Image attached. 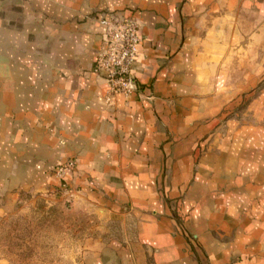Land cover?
I'll return each mask as SVG.
<instances>
[{
  "label": "crops",
  "instance_id": "crops-1",
  "mask_svg": "<svg viewBox=\"0 0 264 264\" xmlns=\"http://www.w3.org/2000/svg\"><path fill=\"white\" fill-rule=\"evenodd\" d=\"M131 17L137 89L109 101L101 19ZM260 49L264 0H0V200L48 193L73 158L78 191L145 192L146 176L168 172L175 193L207 191L208 264H264V142L223 114L263 84ZM219 115L228 130L212 136Z\"/></svg>",
  "mask_w": 264,
  "mask_h": 264
},
{
  "label": "rangeland",
  "instance_id": "rangeland-1",
  "mask_svg": "<svg viewBox=\"0 0 264 264\" xmlns=\"http://www.w3.org/2000/svg\"><path fill=\"white\" fill-rule=\"evenodd\" d=\"M259 52L264 56L262 49ZM261 85L264 82L229 99L223 114L225 121H237L243 137L264 142V100L256 110H249L250 103L261 97ZM114 97L108 96L109 101ZM220 118L212 117L218 121L211 128L212 136L227 133L228 125ZM75 167V158L57 165L53 171L56 186L48 193H24L14 200L2 197L0 260L6 264H157L156 260L162 264H208L200 250L202 236L208 231L201 207L207 200L201 199L202 194L207 196L205 189L189 194L182 187L175 193L172 177L164 172L146 176L145 192L130 188L124 193L78 191L73 183ZM218 185L210 183L208 199H218ZM158 249L176 253L159 256ZM191 249L199 252V259L190 254Z\"/></svg>",
  "mask_w": 264,
  "mask_h": 264
},
{
  "label": "built area",
  "instance_id": "built-area-1",
  "mask_svg": "<svg viewBox=\"0 0 264 264\" xmlns=\"http://www.w3.org/2000/svg\"><path fill=\"white\" fill-rule=\"evenodd\" d=\"M101 24L107 28V46L96 71L105 75L109 99L131 96L135 91L134 65L143 41L141 24L133 17L119 21L102 18Z\"/></svg>",
  "mask_w": 264,
  "mask_h": 264
}]
</instances>
